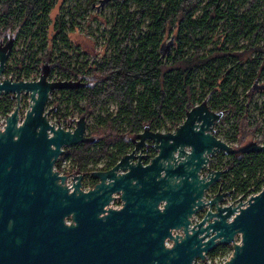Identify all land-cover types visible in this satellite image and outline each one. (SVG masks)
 Masks as SVG:
<instances>
[{"label": "water", "instance_id": "water-1", "mask_svg": "<svg viewBox=\"0 0 264 264\" xmlns=\"http://www.w3.org/2000/svg\"><path fill=\"white\" fill-rule=\"evenodd\" d=\"M13 43L0 42V77ZM163 46L165 55L171 45ZM50 71L46 62L36 80L0 79V96L17 99L0 128V264H195L224 245L233 250L222 264H264V187L237 204H224L231 191L221 189L204 200L224 172L208 166L212 157L264 152V144L234 147L219 138L215 126L224 111L204 100L173 130L146 124L114 166L92 171L97 182L90 190L82 174L69 187L54 169L58 157L96 138L86 135L85 114L74 129L52 123L49 94L90 83L49 80ZM23 94L30 108L22 116ZM115 192L122 206L107 207ZM204 205L214 209L193 223Z\"/></svg>", "mask_w": 264, "mask_h": 264}, {"label": "trees", "instance_id": "trees-1", "mask_svg": "<svg viewBox=\"0 0 264 264\" xmlns=\"http://www.w3.org/2000/svg\"><path fill=\"white\" fill-rule=\"evenodd\" d=\"M53 1L0 0V40L11 34L15 39L25 34L28 37L32 32L33 37L38 33L44 36L43 25L47 24ZM130 1L134 3L133 7L129 5ZM243 1L122 0L112 19L113 26L119 25L125 34L121 38L111 36L116 51L113 56L104 62L87 61L80 67L73 66L66 53L55 58L51 63L53 70L58 69L61 75L69 78L82 77L90 83L81 88L62 89L65 90L64 96H70L56 101L58 117L64 115L61 105L67 101L73 102L74 110L87 115L96 108L105 107L109 99L120 106L116 116L98 117L91 132L96 138L94 143L65 148V153L74 156L80 170H86L90 159L101 156L110 158L108 168L114 166L118 158L133 146L132 139L146 124L154 130H161L168 119L175 127L203 98H207L212 108L227 103V108L235 114L237 132L234 138L239 145L252 140V131L247 130L248 126L251 127L249 116L242 109L237 110V101L230 100L236 93L235 86L241 82L238 80L237 85H232L233 78H239L235 75V68L240 67L237 57H248L253 50L260 49L255 42L264 36V9L261 0H246L244 10L238 12ZM237 3L239 6L235 8ZM259 11L263 14H258ZM223 22L226 24L223 39L208 46L211 38L207 39L205 32L217 30ZM38 23L39 28L33 31ZM54 28L57 32L52 40L64 29L63 16L56 18ZM241 37L250 40L241 46L243 51H239L237 44ZM130 40L133 41L131 46ZM227 42H233L234 46H226ZM166 44H170L172 50L162 58L163 45ZM44 58L52 61L51 53L35 62L30 60L27 70L36 64L42 66ZM23 63L24 60L18 67ZM200 73L202 76L196 82ZM197 83L202 89L209 87V92L198 94ZM8 97L0 98V111L5 113L13 106V101L6 99ZM81 101H84L83 105ZM225 167L228 169L226 187L241 194L263 188L264 152L231 154ZM227 247L224 245L211 253L216 254Z\"/></svg>", "mask_w": 264, "mask_h": 264}, {"label": "rangeland", "instance_id": "rangeland-1", "mask_svg": "<svg viewBox=\"0 0 264 264\" xmlns=\"http://www.w3.org/2000/svg\"><path fill=\"white\" fill-rule=\"evenodd\" d=\"M121 1L122 0H108L103 5H101V0H54L52 2L54 3V6L49 8V15H47L46 19L47 24L43 25L45 28V35H39V33L36 34L32 44L31 41L28 42V37H26V34L22 35V38L19 40L15 39V44L10 56L9 66L4 72L5 76L9 77V74H13L16 70H18L17 68H20L18 66L22 64V60H24L25 66V58H27L29 53L30 56H33L36 59L43 58L47 52L51 53L52 61H46V58H44L43 64L46 62L51 64L54 62L56 57L60 56L62 53H66L70 58L72 65L76 67H80L84 62L87 61L103 62L104 60L110 58L116 52L115 44L110 41L111 36L115 35L116 38H121L125 34V30H123L122 27L118 25L115 28L113 26L112 19V14H114ZM261 2L263 4L262 8L264 9V0H261ZM246 4L247 1L245 0L243 1V6H239L237 3L235 8L239 6L240 9L238 12H241L244 10ZM129 5L133 7L134 3L130 1ZM258 14L262 15L263 12L259 11ZM59 15L63 16L64 29L61 33H58L54 40H52V36L57 32V30L54 28V25L56 18ZM224 27H226L225 22L221 23L217 30H207L205 32L206 38H211L210 46L215 45L220 40V38L223 37V33L221 31ZM38 28L39 23L36 25L35 29ZM37 32L38 31L35 33ZM247 40V37H242L237 42H239V45H242L246 43ZM44 43H47L46 47H44ZM132 43L133 41L130 40V46ZM227 45H233V42H229ZM255 45L259 46L261 49L252 51L250 56L247 57L244 55L242 58L241 61L243 65L237 68L239 78H234L232 81L235 83V85L238 84V80L241 82L235 86L236 93H234L230 101H237L238 111L242 109L247 112V115L249 116V122L252 127L251 128L248 126L247 130L252 131V140L260 141L261 139L264 142V72L261 71L262 66V69L264 70V60L255 59L258 54L259 56H264V36L258 38L255 42ZM171 50L172 47H170V51ZM51 68L50 74H60L58 69L53 70L52 65ZM40 70H42V67ZM199 79L200 77H197L196 82H198ZM196 87L198 94H200L202 91L207 93L210 90L209 87L202 89L198 83L196 84ZM16 104L17 99L15 98L13 101V108L16 106ZM29 104V96L23 94L21 98L20 112L22 108L25 114L27 109L30 108ZM80 104L83 105L84 101H81ZM221 105L225 107L226 102L219 104V107ZM56 108L58 109V107ZM62 108L65 113L69 114V116H73L74 114L79 116L82 114L87 115L86 113H81L80 110H74L73 102H65ZM232 113L233 112L230 109L229 112L226 110V119L224 121L220 120L219 124L217 125V135L230 143L236 140L234 137L237 132V125H235L236 122L234 119L235 115H232ZM87 117L89 116L87 115ZM175 127L171 121H168V129L164 130H173ZM253 127H257V130H254ZM258 132L261 134V137H257L256 133ZM69 155L74 158L72 154ZM223 160L227 162L229 158L224 157ZM258 192L250 194H256ZM232 250L233 247H227L225 249L219 250L216 253L219 254L217 258L219 259L221 257V259H225L231 254Z\"/></svg>", "mask_w": 264, "mask_h": 264}, {"label": "built area", "instance_id": "built-area-1", "mask_svg": "<svg viewBox=\"0 0 264 264\" xmlns=\"http://www.w3.org/2000/svg\"><path fill=\"white\" fill-rule=\"evenodd\" d=\"M100 3H101V5H103L102 2H100ZM35 27H36V25H35ZM35 27L33 28V31H35ZM21 38L22 37H19L17 40H19ZM34 39H35V36L33 37V32H32L28 36V42L31 41V44H32ZM222 39H223V37L220 38L219 41H221ZM249 41L250 40L248 39L246 43L247 44L250 43ZM228 43L229 42L226 43V46H228V47L234 46V43H233V45H227ZM246 43H244V44H246ZM237 44L239 45V42H237ZM244 44H242V45H244ZM210 45L211 44L209 42L208 46H210ZM242 45H239L240 46V50L239 51H243L242 47H241ZM46 46H44V47H46ZM253 51H256V50H253ZM29 54H28L27 58H25V63H26L25 66H24V63H23L22 67L17 68L18 70H16L13 74H9V77H6L5 74L2 73L0 79L2 80L3 78H11L14 81L15 80H36V79H38L39 76H40V73L42 71V70H40V68L42 66L40 64H36L35 67H33L30 71H28L27 70V66L30 63V60H33V62L38 60L35 57L30 56ZM10 56H9V58L7 60V65H6L5 71L7 70L8 66H9ZM258 56H259V54H258ZM243 57H237V62L240 65V67L243 65V63L241 61ZM260 57L261 58H259V59H263L264 60V56H260ZM162 58H164L163 54H162ZM39 59H41V58H39ZM255 59H257V58H255ZM90 63H92V62H90ZM262 67H261V69H262ZM237 68H239V67L235 68V75H239V73H237ZM201 76L202 75L200 73V75L198 77H201ZM48 78H49V80H67V79H74V80L81 79V80H85L82 77L81 78H74V77L69 78V77L63 76L61 74H56V73L55 74H52V73L49 74ZM233 80H234V78H233ZM232 85H235V83L232 82ZM64 93H65V90H62V91H57L56 93L49 95V101H48V104H47V109L50 111L49 119L56 126L57 125H61L65 129H74L76 127V125H77V121L79 120V118L81 116H79L77 114H74L73 116H69V114L65 113L64 110H63V114L64 115L61 116V117H58V115L55 113V111L57 110L56 107H58L56 105V101H58L60 99L68 98V96H70V95L64 96ZM24 95H26V94H24ZM3 96H9V95H1L0 97H3ZM206 99L207 98H203L201 100L204 101ZM29 100H30V97H29ZM201 100L196 102L195 105L199 104V102L201 103L202 102ZM226 105H227V103H226ZM62 106L63 105H61V108H62ZM209 106H210V104H209ZM119 108H120V106H119L118 103H116L115 101L109 99L108 102H107V105L105 107L94 109L93 112L88 115L89 117H87V115H86V123H87L86 135H91L90 132L92 131V128L98 123V117L99 116H102V117H106L108 115L116 116L118 114V112H119ZM211 109H213V110H223L224 111V115L226 114V110L229 112V109L227 108V106L224 107L223 105H221L220 107H217V108H212L211 107ZM11 111H9L7 113L0 111L1 112L0 113V128L4 127L5 122H6V115L8 113H10ZM20 113H21L22 116L24 115V111H23L22 108H21V112ZM224 115L222 116V118L220 120H223V118L226 117V115L225 116ZM232 115H235V114L232 113ZM168 121H170V120H168V119L166 120V126H163L161 130L160 129H156V130L169 131V130H164V129H168ZM219 121L216 123V126H215L216 135H217V125L219 124ZM255 130H257V127H256ZM256 135H257V137H261V134H259V132L256 133ZM226 142L229 145L234 146V147H239L240 146L239 142L237 140H235L234 142H231V143L228 142V141H226ZM257 142L260 143V144H264V142L261 139H260V141H257ZM131 148L129 149V151L131 150ZM119 159L120 158H118V160ZM109 162H110V158L107 157V156H102V157H100L98 159H90L86 170H80L78 165H77V163L74 161V158L71 155L65 153V151H64V153L58 157V159H57V161L55 163L54 169L58 170V172L60 174L66 175V182L69 185V187H73V183L76 181L77 175L82 174L83 175V177H82V187H83L84 190L88 191V190H90L91 188H93L95 186V180H94V178L91 175L92 171L108 169V163ZM263 179H264V175H263ZM213 195H214V193L212 191L208 190L206 192V195H205V200L206 201L210 200L211 198H213ZM238 195L240 197L243 194L239 193ZM251 195H253V194H249V195H245V196H246V198H249ZM238 201H239V198H238L237 201L233 202L232 199L229 198V196H228V197L225 198V201L223 203L224 204H234V203L237 204ZM121 206H122V198H121L120 192H115L113 194L112 200L110 201V203H109V205L107 207L119 208ZM204 213H205V211H204ZM193 216H195V215H193ZM192 220H193V223H196V222L201 220V217H196L195 216V218L192 217ZM234 241L235 242H239L240 241V236L236 235ZM229 247H232V245H230ZM231 254H232V252H231ZM218 256H219V254H215L214 255V254L209 253V254H206V257L204 259H201V258L195 259L194 263L195 264H222L225 260H227L229 258V256H228L225 259H221V257L218 259L217 258Z\"/></svg>", "mask_w": 264, "mask_h": 264}, {"label": "flooded vegetation", "instance_id": "flooded-vegetation-1", "mask_svg": "<svg viewBox=\"0 0 264 264\" xmlns=\"http://www.w3.org/2000/svg\"><path fill=\"white\" fill-rule=\"evenodd\" d=\"M10 37H13V39H14V43H13V47H14V44H15V37L11 34L7 39H5V40H3V39H1L0 40V42H6ZM4 97V96H3ZM2 98V97H1ZM7 100H9V101H14V99H15V97H14V95H9V97L8 98H6ZM13 109V106H12V108H11V110ZM10 110V111H11ZM229 156L230 155H226L225 153H223V151L222 152H218L214 157H212L211 158V162H209L208 164V166L210 167H212L213 169H221V170H223L224 172H223V174H222V176H221V178L218 180V181H215V182H212L209 186H208V188L205 190V193H204V200H205V195H206V192L208 191V190H210V191H212L213 193H214V195H213V197L217 194V192H219V190L221 189L222 191H231V194L229 195V198H231L232 199V201L233 202H235V201H237L238 200V198H239V193L238 192H236L235 191V189L234 188H229V187H226V184L228 183V178H226V175H227V172H228V169L225 167V164L224 163H226L225 162V160H223V158L224 157H226V158H229ZM223 160V161H222ZM216 161V162H215ZM214 162H215V164H214ZM213 163V164H212ZM216 163H219V164H217L216 165ZM212 165H214V166H212ZM218 167V168H217ZM203 172H205V170L203 171ZM95 180V179H94ZM96 182H97V180H96ZM218 182V183H217ZM243 195H247V194H243ZM235 204V203H234ZM209 205H204L203 207H202V209L201 210H199L197 213H195L194 215L196 216V217H201V219H203L204 218V216L206 215V213H207V211L209 210V209H214V207H208ZM204 211H205V213H204ZM195 216H193L194 218H195ZM223 246H219L218 247V249H220V248H222ZM211 254H213V253H211Z\"/></svg>", "mask_w": 264, "mask_h": 264}, {"label": "bare ground", "instance_id": "bare-ground-1", "mask_svg": "<svg viewBox=\"0 0 264 264\" xmlns=\"http://www.w3.org/2000/svg\"><path fill=\"white\" fill-rule=\"evenodd\" d=\"M57 91H62V89H59V88H57V89H55L54 91H52L49 95H51V94H54V93H56ZM223 161V160H222ZM216 162V161H215ZM215 162H214V164H215ZM213 164V163H212ZM217 164H219V163H216V165ZM225 164V163H224ZM209 165V164H208ZM212 166H214V165H212ZM218 168V167H217ZM218 183V182H217ZM209 207V206H208Z\"/></svg>", "mask_w": 264, "mask_h": 264}]
</instances>
